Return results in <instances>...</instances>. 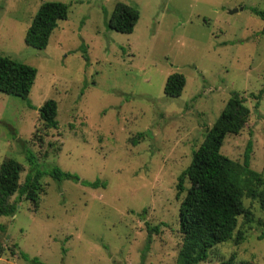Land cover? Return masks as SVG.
<instances>
[{
	"label": "rangeland",
	"instance_id": "obj_1",
	"mask_svg": "<svg viewBox=\"0 0 264 264\" xmlns=\"http://www.w3.org/2000/svg\"><path fill=\"white\" fill-rule=\"evenodd\" d=\"M43 1L0 0V54L36 68L26 99L0 92V162L21 164L19 183L32 164L79 180L44 173L36 206L23 199L0 215V264H174L185 194L176 197L177 176L232 91L249 114L220 151L241 163L250 143L249 167L264 177V90L255 96L264 87V18L252 11L264 0H56L67 17L37 49L23 37ZM118 1L139 11L131 32L107 26ZM172 72L185 77L177 97L163 92ZM47 98L57 103L56 128L39 127ZM95 179L104 185L83 183ZM243 203L252 220L238 217L242 238L198 264H264V208L248 196ZM145 222L162 223L147 248Z\"/></svg>",
	"mask_w": 264,
	"mask_h": 264
},
{
	"label": "trees",
	"instance_id": "obj_2",
	"mask_svg": "<svg viewBox=\"0 0 264 264\" xmlns=\"http://www.w3.org/2000/svg\"><path fill=\"white\" fill-rule=\"evenodd\" d=\"M67 11L65 2H41L24 33L25 44L37 49L44 48L57 21L66 18ZM252 11L264 18V10L252 8ZM138 16L136 7L118 1L108 17L107 26L128 33L132 31ZM35 75V67L0 54V92L26 99ZM184 85V75L172 72L165 79L163 92L168 97H177ZM263 90L264 87L255 96ZM27 104L30 106L29 101ZM248 114L249 108L245 105L244 97L232 91L215 121L205 130L202 141L192 151L188 165L177 176L176 197L184 189L185 194L178 207V231L182 238L174 264H198L207 258L209 250L215 245L229 239L237 243L242 238L240 231L234 235L238 217L252 220L251 211L243 203L244 196L257 199L261 208H264V177L249 167L250 143L246 146L241 163L220 151L226 135L238 133ZM56 116V101L53 98L45 99L38 107L39 127L56 128ZM144 135V132H138L131 143H136ZM39 138L41 140L42 137ZM26 156L32 163V154L26 152ZM21 169V164L14 158L6 157L0 162V215L12 216L18 202L23 199L36 206L41 189L39 179L44 173L55 180H79L76 174L58 166H51L43 172L36 164H32L19 183ZM184 181L189 183L187 188L183 185ZM83 183L89 186L104 185L99 179ZM161 224L150 225L145 222L146 248L151 235L159 232ZM262 237L264 230L258 236ZM19 255L27 259L24 253L19 252ZM27 260L32 264H46L36 258Z\"/></svg>",
	"mask_w": 264,
	"mask_h": 264
},
{
	"label": "water",
	"instance_id": "obj_3",
	"mask_svg": "<svg viewBox=\"0 0 264 264\" xmlns=\"http://www.w3.org/2000/svg\"><path fill=\"white\" fill-rule=\"evenodd\" d=\"M241 9V8H240ZM234 11H236V9L234 8V9H231L229 12H234Z\"/></svg>",
	"mask_w": 264,
	"mask_h": 264
}]
</instances>
